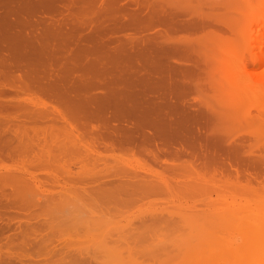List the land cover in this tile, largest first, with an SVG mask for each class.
Instances as JSON below:
<instances>
[{"label":"bare ground","instance_id":"6f19581e","mask_svg":"<svg viewBox=\"0 0 264 264\" xmlns=\"http://www.w3.org/2000/svg\"><path fill=\"white\" fill-rule=\"evenodd\" d=\"M116 1L105 6L100 0H0V162L17 163L0 167V264H45L41 256L49 257L47 264H116L143 257L169 264L168 243L176 236L186 238L182 217L158 207L139 220H125L128 223L115 230L106 229L103 217H89L87 212V217L82 213L70 220L86 227L84 232H94L81 233L72 226L73 232L68 230V238L60 241L64 247L51 249L44 243L52 238L45 239L34 221L41 195L35 170H42L43 178L63 182L61 199L74 193L93 205L106 202L104 213L165 194L187 198L181 200L185 203L199 195L202 199H192L196 207L200 201L209 203L213 194L228 193L230 187L240 198L264 197V135L251 137L255 135L240 121L254 109L255 117L264 116V75H260L264 70L257 72L264 67V55L249 61L255 68L244 63L241 76L257 87L263 100L249 106L228 105L234 88L219 81L225 60L214 57L215 41L202 36L208 25L203 9L197 12L186 6L188 11H183L192 18L188 21L185 14V22V17L178 18L181 0H165L166 11L160 6L163 0L155 4L160 10L152 0H146L150 6L140 1L138 8H154L149 18L162 27L150 37L145 32L154 28L145 31L148 20L139 14L133 20L132 14L126 25L119 21L121 5L116 8ZM161 11L166 14L161 16ZM123 27L145 31L147 37L139 34L115 44L109 35ZM253 27L247 34V50L264 46V24L258 31ZM179 31L187 35L171 43ZM253 207L238 212L239 224H253ZM19 209L25 217L18 215ZM214 217L211 222L217 220ZM8 230L13 232L6 234ZM188 234L197 250L203 237ZM245 247V258L256 256L255 250ZM114 252L120 260L105 263L104 254Z\"/></svg>","mask_w":264,"mask_h":264},{"label":"rangeland","instance_id":"374dc122","mask_svg":"<svg viewBox=\"0 0 264 264\" xmlns=\"http://www.w3.org/2000/svg\"><path fill=\"white\" fill-rule=\"evenodd\" d=\"M109 1H111V0H106V1L100 0V2L101 3L103 2L104 5ZM134 1H135V3H133ZM134 1L133 0H117L116 1L117 3L115 4V7L117 5L118 6L121 5L119 8H118V6L116 8L119 9L121 14L123 13L122 14L123 16L120 14L119 21H121L122 24L126 25V24L130 23L133 19H135V16L139 14L138 16L142 20L144 19L143 21H145V19L148 20V21L144 22L148 26V29H144L145 31L146 30L149 31L150 29H153V28L154 29L152 31L161 30L162 29V27L160 28L161 25L158 24L157 22H155L154 21L155 19L149 18L150 15H148V14H151V17H152V14L154 12V8L151 6L153 8V10H151V8H149L151 11H149V9L147 8L148 6L153 5V4H154V7L156 8L157 5H155V4H158L159 1L158 0H156V1L152 0L153 4H150L149 2L147 3L148 0L147 1L146 0H134ZM140 1L142 4H147V5L149 4L148 6L146 5V11L142 7L138 8L139 6H142V4L139 3ZM163 1H165V0H163ZM182 1L183 0H181V2H179L177 0L174 1V2L180 3L179 7H178L181 10V12L178 11L179 12L178 18L180 16V18H179L180 20L184 19V17L186 16L185 14H187L189 16L188 12L184 13V11H183V10L188 11L189 8L186 7L188 5H191L192 7H194L197 10V12L199 9H201V10L203 9L205 12V16L203 18H205V17L207 18V20H206V18H205V20H206V23L208 21V25H204L205 27L202 29V31L200 30L202 32V36L206 34V38H208L210 41H215V44H212L214 46L211 48V50H213L212 53H214V57L221 58V59L225 60V63L220 68L221 77L219 78V81L221 82V84H224L225 86L229 87V89L234 88V93H233L234 95L229 97V99L226 101L227 104L233 105V106H249V105L259 104L261 102V100H263V96L260 94L257 87L252 86V84H250L249 81H244L243 79H241V76L243 75V72H244V65H245L244 63H246V62L249 63V61L252 58H256L258 56L264 55V46L260 47L258 49H252V50L245 49V45H247L246 40L248 39L247 34H251V33H249V27L254 26L253 29L258 31V29L261 28L264 24V8L261 6L262 0H200V2H198L199 0H184L183 2ZM167 2H168V0H167ZM174 2L172 1V3H173L172 7L175 6V8L172 10H175L177 8L176 7L177 4ZM163 3H166V1L165 2L161 1V4L159 3L160 6ZM134 6L136 7V9ZM160 6H157V7H159L158 8L159 10L163 7L165 8V5L164 6L162 5L161 8H160ZM170 6H171V3H170ZM143 7H145V6L143 5ZM172 7H170V8H172ZM130 8H131V10H130ZM170 8L168 10H170ZM186 8H188V9L186 10ZM165 9L167 10V6ZM179 9H177V10H179ZM195 9H191V10H195ZM175 11H172V12H175ZM147 12H149V13H147ZM162 13H163V16H164V14H166V12L164 13V11H161V16H162ZM126 14H128V19H127ZM140 14L142 17L140 16ZM129 17L132 20H130ZM148 18L150 19V21H152V24H148L149 23ZM191 18L192 17L189 16L188 21ZM186 20H187V18L185 19V22H186ZM156 25H157V27H156ZM130 29H131V31L133 30V28L127 29L125 27L114 30L111 32L109 37L112 38L114 42L116 41L115 42V44H116V43H119V41H128V38L132 39V38L138 37L140 35H141L140 37L142 38V37H147L148 34H151V36L148 35L150 37H153L155 35L153 33L157 34V32H155V31L154 32L149 31L150 33L143 31L147 34L146 35L142 31L140 32V31H137L135 29L132 31V32H135V34L134 33L132 34V32H130ZM119 31H121V32H119ZM86 32H88V31L86 30L85 33ZM136 32L138 34H136ZM180 32L181 31H179V33ZM112 34H115L117 37L115 35H112ZM185 34L187 35L186 32H185ZM185 34L184 33L183 34L182 33L175 34L176 37L173 39V41L171 43H179V40L181 39V37H185ZM118 35H121L122 37L121 36L119 37ZM144 35H146V36H144ZM198 36H200V35L198 34ZM202 36L200 37L201 39L203 38ZM250 36L251 35H249V38H250ZM123 38H125V39H123ZM249 67L255 68V66H253V63H249ZM263 70H264V67L261 66V68L259 67L257 72L259 73L260 71H263ZM260 75H261V77H263L262 75H264V71H263V74L260 73ZM193 94L196 95V93H193ZM193 94L190 97H194L195 95H193ZM36 97H34V99L38 98L40 100L39 97H37V98ZM40 97L42 98L43 96L40 95ZM43 99H44V97H43ZM193 101L196 102V100H193ZM254 110H251V112L253 111L252 113L250 112V115L252 114V116H250L248 114H244L240 117V121L243 123L244 129L246 128V130H248L247 132H250V135L251 134L255 135V137L253 135L251 137H253V138H256V137L259 138L260 136L263 137V135H264V116H263V114H261L262 116L259 114L260 115L259 117H255L254 115L256 113H257L256 115L258 116V112L254 111ZM13 163H15L13 160H6V162L4 161V163L2 162L0 164V167H2L3 165L4 166L6 165L8 168H12L17 164V163H15V164H13ZM156 166H158V165H156ZM165 166H168V165L166 164ZM153 167L156 168L155 165ZM73 169L76 170L77 167H73ZM159 169L161 170L162 167L161 166H160V168L158 167V170ZM34 172H36V174L38 176L43 178L42 175H44V173L42 170H35ZM44 176H46V175H44ZM40 177L35 182V184L37 186H39L37 188V191H39L38 193L41 195L43 193L42 196H44L45 194H46V196L42 197L41 195H37L38 193L36 191H34L35 195L40 197V199H38V201H39L38 206L35 207V209H34V211H37V216H38L37 219H35L34 221H38V223H39L38 229L42 233V235L45 237V239L48 238L47 236L52 238V240L50 242L45 241V243H44L45 245H48L49 248H51V249L52 248L57 249V248L64 247V244L61 242H64V240H66V238H68V235H65V234L67 233L68 230H69L68 232H71L70 230L73 229V228H71L72 226L76 227V229H80V230H78V232H81V233L90 234V232H92V233L94 232V230L93 231L91 230L89 233H86V232H84V230L85 231L87 230L86 227H80L79 228L77 225H75V226L72 225L73 222H71L70 218L74 219L73 217H76L79 214L81 215L82 213H84L86 215V217L88 216L87 212L92 213V214L89 213V217L92 216L93 214H94V216H95V214H96V216L98 214L100 217H103V219L105 220V223H106L105 225L107 227L106 229L111 228V230L112 229L115 230V229L123 228L122 225H125L127 222L125 220H129V219H130V221H131V219H133V221H134V219L139 220L141 215L143 216V215L147 214L149 211L155 210L158 207L160 209H164L165 214H168V215L175 214L177 217H182V219H183V226L182 227H184L183 230L185 229V231H184L185 237L188 239L187 240L186 238L180 237V236L177 239H175L177 237L176 236L168 243L167 247H168V252H169L170 258H171L169 261L170 262L169 264H206L207 262L209 263V260H211V259L212 260L218 259L217 264H264V226L262 225V224H264V197L263 196H257V198L256 197L252 198V197H250L251 194H248L249 196H245V197L240 198L241 195L238 193V190L237 189H236L237 191L232 190V188L230 187L232 191H230V188H227L229 190L226 189L225 191H228V193H225V194L221 193L224 195V196L222 195L223 197H220L219 195H221V194H219V193L213 194V196L211 197L212 199L210 198L211 201L213 202V204L211 203V205H213V206H211V205L208 206V204L211 201L207 204H205V202H204V204H202L203 202L200 201V202H198L199 206L197 204V206L195 207L194 203H192V199L194 198L193 202L195 201V199H198V198L202 199V197L199 195H198V198L197 197L188 198L191 200H189L187 203H185L182 201H186L187 198L186 199L183 198V199H181L182 200L181 201L180 198L178 200L177 197H175V196L171 197L169 194H165V195L152 196L148 199H145V200L139 202L137 205L125 207V208H123V210L122 209L121 210L115 209L111 212H108V213L105 212L104 213V212H102V210L105 209L104 206H107V204H105L106 202L103 203L100 201V203H99L100 205H96V204L93 205V204H91L92 202L91 203L88 202V201H91L90 199H77L78 197L74 196L75 195L74 193L71 195L67 193L69 195V198H67L68 195L67 196L63 195L64 197L63 196L62 197L64 199L63 198L61 199V195H60L61 193L60 192H61V188H62L61 184L63 182H60V183L54 182V180L52 181V179L50 180L47 177V179L49 180L48 181L45 177H44L45 179L44 178L41 179ZM50 182L51 183L54 182L55 184L52 183L53 184L52 185ZM70 183H72V182H70ZM49 185L53 186V188L55 187V189H53V188L51 189V186H49ZM208 187L211 188L212 185H210ZM235 191L237 192V194ZM56 193L57 194L60 193V194H58L59 197L58 196L54 197L55 196L54 194H56ZM62 193H63V191H62ZM64 194H65V192H64ZM203 195L204 194H202V196ZM238 195H240V196H238ZM35 199H37V198L35 197ZM84 201H86V203H88V204H86ZM98 202L99 201H97V203ZM93 203H94V200H93ZM218 203L219 204L225 203V205L223 207L222 204L219 205ZM150 204L156 205L155 208H154V206H152ZM181 204H183V206ZM214 204H215V206H214ZM216 204L219 206H216ZM255 205L261 206V207H258V210H257V206H255ZM77 206L80 207L81 209L80 208L77 209ZM92 206H94V207H92ZM176 206H179V207H176ZM204 206H206V207H204ZM250 206H251V208L253 206L256 207V209H255V207H253L252 215L255 216V219H258L259 221L254 219L252 222L253 224H251L252 226L250 225V227L249 226L246 227L245 224L243 225V223L239 224V220H241V219L239 218V220H238V217H239L238 212H240V210H243V209L246 210V208L250 207ZM166 208L168 211L166 210ZM169 208H170V210H169ZM180 208L181 209L183 208V210H181ZM225 208H227V209H225ZM259 208H261V209H259ZM224 209H225V211H224ZM21 210L19 211L20 213H18V215L21 214L20 217L22 218V216L25 217V215H24V210L23 211H21ZM93 210H95V212H93ZM187 210H189V211H187ZM250 210H252V209H250ZM169 211H171V212H169ZM190 211H191V213H189ZM199 211H200V213H199ZM221 211H223V212H221ZM227 211H229V212H227ZM225 212H227L228 215ZM243 212H248V211L243 210ZM102 213H104V214H102ZM182 214H183V216H182ZM186 214H188V215H186ZM225 214L227 215L226 217H225ZM196 215H197V217H196ZM207 215L209 216L208 219L210 218L211 220L209 219V221H206ZM210 215H211V217L217 216L216 218L218 221L214 220L215 222L214 221L211 222L213 218H211ZM24 217H23V219H24ZM205 217H206V219H205ZM223 217H225V219ZM258 217H260V218H258ZM226 218L228 219L227 221H226ZM18 219H19V217H18ZM193 220H194V222H193ZM48 221H50V222H48ZM191 222H193V223H191ZM220 222H221V224H220ZM226 222H228V225L230 227H228V225H224ZM204 224L206 225L205 227L202 226ZM216 224H218V227ZM48 225H50V227H48ZM239 225H240V227H238ZM53 226H55V227H53ZM185 226H186V228H185ZM187 228H188V230H187ZM215 228H217V229H215ZM81 229H83V231ZM12 232H13L12 230H8L5 233L10 234ZM188 233L194 234L197 236L199 235V236L203 237L202 238L203 240H201V244H198V246H197V250L195 249L194 245L190 244L189 237H187V235H186ZM85 236H87V235H84L83 237H85ZM56 246H58V247H56ZM254 246H256L255 249H254ZM241 247L243 248L242 251L239 250V249H241ZM244 247L250 251H252L251 249L255 250L254 252L256 253L255 254L256 256L255 257L249 256V257L245 258L244 252H243L245 250ZM236 250H237V252L241 251V253L239 252L240 254H238L240 257L237 255ZM193 252L196 254L195 255L196 258H195V256L194 257L192 256V254H194ZM118 257H121L120 254L115 253V252L109 253V254H104V258H105L104 262L109 263L112 260H113V262H115V259H119ZM40 258L42 259V263L45 262V264H47L45 260L49 259L48 256H41ZM144 258L145 257H143L140 260H136V258H134L135 260L133 258L132 259L127 258V259H123V260L119 259L120 261L116 264H157V263H154V261L152 262L153 259L150 260V258L149 259L147 258L144 260ZM244 258H245V260H244ZM48 261L49 260H47V262ZM211 263H209V264H211Z\"/></svg>","mask_w":264,"mask_h":264}]
</instances>
